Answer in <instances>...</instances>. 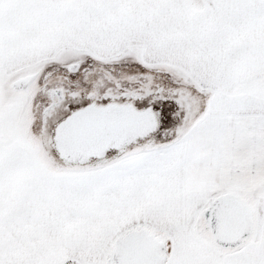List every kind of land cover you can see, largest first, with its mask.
<instances>
[{"label": "snow or ice", "instance_id": "snow-or-ice-1", "mask_svg": "<svg viewBox=\"0 0 264 264\" xmlns=\"http://www.w3.org/2000/svg\"><path fill=\"white\" fill-rule=\"evenodd\" d=\"M0 264H264V0H0Z\"/></svg>", "mask_w": 264, "mask_h": 264}]
</instances>
